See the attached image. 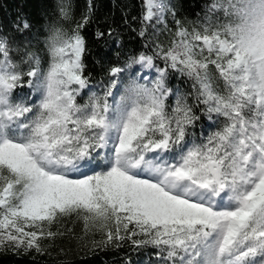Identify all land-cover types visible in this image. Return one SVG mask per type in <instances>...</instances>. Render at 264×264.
<instances>
[{
	"label": "snow or ice",
	"instance_id": "6c2138e0",
	"mask_svg": "<svg viewBox=\"0 0 264 264\" xmlns=\"http://www.w3.org/2000/svg\"><path fill=\"white\" fill-rule=\"evenodd\" d=\"M217 13L226 22L189 29L166 0H140L151 54L111 67L102 92L86 75L87 16L49 31L44 60L18 61L0 34V248L43 252L75 218L158 264H264V0H210L206 19Z\"/></svg>",
	"mask_w": 264,
	"mask_h": 264
},
{
	"label": "trees",
	"instance_id": "16d2710c",
	"mask_svg": "<svg viewBox=\"0 0 264 264\" xmlns=\"http://www.w3.org/2000/svg\"><path fill=\"white\" fill-rule=\"evenodd\" d=\"M166 2L172 6L175 19L189 29L193 26H216L226 22L221 13L206 19V5L210 0ZM61 4L67 6V18L62 14ZM85 16L89 18L88 23L81 31L86 41V75L90 78L91 88L102 92L109 80L108 70L111 67L123 66L133 54L148 52L144 47V39L139 36L142 28L139 20L140 0H0V34L14 38L13 47L19 48V51H14L13 55L18 61L25 59V50L37 53L44 60L47 58L44 41L49 31L57 28L71 33ZM172 21L173 16L169 13L167 24L174 29ZM23 22H27L28 29L16 31L17 24ZM147 31L151 35L152 28L149 27ZM97 33L104 35L97 38ZM159 39L166 43L170 37L165 33ZM20 66L27 70L26 63ZM138 68L139 66H133L130 71H136ZM166 83L173 91H192L191 82L178 73H170ZM20 91L27 92L28 89ZM86 99L85 95L84 100ZM173 101L174 97H170L168 103ZM196 115L199 120L193 131L199 135L209 121L207 115L201 111H197ZM65 226L73 229L74 234L57 237L54 241L41 240L43 252L38 253L35 249L25 251L23 248H0V264H158L156 250L151 246H135L127 239L109 244L102 243V233L85 234L82 222L76 221L75 218L65 221Z\"/></svg>",
	"mask_w": 264,
	"mask_h": 264
},
{
	"label": "rangeland",
	"instance_id": "374dc122",
	"mask_svg": "<svg viewBox=\"0 0 264 264\" xmlns=\"http://www.w3.org/2000/svg\"><path fill=\"white\" fill-rule=\"evenodd\" d=\"M145 71V70H144ZM149 78H152V77H149Z\"/></svg>",
	"mask_w": 264,
	"mask_h": 264
}]
</instances>
